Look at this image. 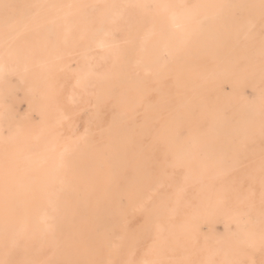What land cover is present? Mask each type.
<instances>
[{"label": "rangeland", "instance_id": "1", "mask_svg": "<svg viewBox=\"0 0 264 264\" xmlns=\"http://www.w3.org/2000/svg\"><path fill=\"white\" fill-rule=\"evenodd\" d=\"M232 1L0 0V167L52 180L34 208L11 183L35 230L0 259L264 264V5Z\"/></svg>", "mask_w": 264, "mask_h": 264}, {"label": "bare ground", "instance_id": "2", "mask_svg": "<svg viewBox=\"0 0 264 264\" xmlns=\"http://www.w3.org/2000/svg\"><path fill=\"white\" fill-rule=\"evenodd\" d=\"M215 5L216 6H219L220 7H233L234 8V2H230L229 3V0H213ZM240 3L243 5V6H262L264 5V0H240ZM218 4V5H217ZM44 6V5H43ZM155 7V5H153ZM68 12H70V10H68ZM217 12V11H216ZM213 14V13H212ZM215 17L219 16V12L213 14ZM211 16V15H210ZM209 17V16H208ZM209 19V18H207ZM214 20V18H213ZM234 18L232 16H230L229 19H226V18H223L222 21L220 22V26L221 24L223 25H226L228 24L229 27H231L230 25L232 23H234ZM190 22V21H189ZM22 24V25H21ZM20 25L22 27H25V23H21ZM54 24L56 25H59V24H69L68 22L66 21H61V20H58L56 21ZM72 24V23H71ZM219 25V23H218ZM219 26V27H220ZM22 27L19 28L17 30V33L16 34H12L10 33L8 36H7V39L11 40V39H14L15 36L17 34H19L20 31H22ZM218 26L216 25L215 27L213 26L211 29H210V32L208 34L209 37H212V39L214 41H219L221 40L220 39V35L218 34V32H216L217 30H215V28H217ZM75 28V27H74ZM254 28V27H252ZM58 29V28H57ZM232 30L229 31V35L226 39H224V42H228L230 40H232V38H236L239 39V37L241 35L244 34V32L241 33V30L240 32L239 31H236L235 27H231ZM190 31V30H189ZM197 31V30H196ZM199 34H202L201 32V29H199ZM237 32V33H236ZM20 35V34H19ZM22 35V34H21ZM180 39H178L179 41ZM223 41V40H222ZM188 42V41H187ZM248 42V41H247ZM48 43V42H47ZM75 43V42H74ZM182 42L180 41L178 44H181ZM12 44V43H11ZM18 43H16L15 45H17ZM13 45V44H12ZM20 45V44H19ZM13 47V46H12ZM36 50H38V48H35ZM30 52V51H29ZM22 54V53H21ZM6 55H10V52L8 51L6 53ZM21 56V55H20ZM170 61V60H168ZM172 61V60H171ZM236 61V59L234 60ZM232 64H229L227 65L225 71L223 72L224 74L226 75H232L235 74L236 72V67H235V63L231 62ZM13 70V67L10 66L9 64H7L5 62V60H0V73H10L11 71ZM195 76V74L193 73V77ZM195 78V77H194ZM21 80V79H20ZM194 79L192 78L191 81H193ZM19 81V80H18ZM212 81V80H211ZM210 81V85H212ZM2 82V81H1ZM20 82V81H19ZM195 82V80H194ZM94 83V82H92ZM217 84H213V87L215 90L216 89V94L217 95H221V92L220 90L218 89V87L216 86ZM200 86V85H199ZM7 93H10L9 91V87H7ZM26 93V92H25ZM22 94V93H21ZM28 94V92H27ZM25 95V94H24ZM30 95V94H29ZM254 96V95H253ZM256 97V96H255ZM32 98V97H31ZM251 98V96H250ZM222 99V98H221ZM8 105V104H7ZM29 105V104H28ZM2 106V105H1ZM130 107V106H129ZM128 107V108H129ZM25 108V107H24ZM27 108V107H26ZM131 108V107H130ZM15 109V108H14ZM24 114V113H23ZM26 115V114H25ZM249 116V115H248ZM15 119V118H14ZM18 120V119H17ZM8 122V121H7ZM244 122V120H243ZM246 123V122H245ZM164 128V127H163ZM251 128V127H250ZM249 128V129H250ZM247 129L248 127H242V132L244 133H247ZM126 131V130H125ZM252 131V130H251ZM222 130H221V126L217 127L215 129V131L213 132V134L215 135H219L221 134ZM226 132V131H224ZM121 133V131H120ZM187 133V132H186ZM230 133V131L228 132ZM158 135V134H157ZM77 142V141H76ZM79 143V142H78ZM77 143V144H78ZM83 144V143H82ZM85 145V144H84ZM57 149V148H56ZM209 150H206V149H201L199 150V152H196V153H192L190 150L188 149H184L183 150V153L182 154H190L192 157V159L195 157L196 159L202 157V153L203 152H208ZM194 156V157H193ZM194 158V159H195ZM211 159V158H210ZM189 167V165L187 166ZM191 167V166H190ZM189 167V168H190ZM193 167V166H192ZM191 169V168H190ZM43 170H46V169H43ZM222 169H220V172H221ZM15 174V173H14ZM122 175V174H121ZM120 176V174H119ZM162 176V175H161ZM172 177V176H171ZM169 178V177H168ZM173 178V177H172ZM52 180H48L47 178L46 179H43V180H19L18 181H15V180H12V173H11V168H10V165L9 164H6L4 167H0V220L2 221V228L0 229V245H3L5 243V241H7L5 239L6 235H9L10 233H13L16 238H15V241L13 242V240H11L10 242V246L12 247V251H13V248L17 245L18 242H21V241H26L29 237H31L33 234H34V230H35V213L34 211L33 212H30V211H25V212H17L15 211V202H18L16 199V196H14L11 192V183L12 185L15 184V183H18V190L17 192L18 193H22L23 196H24V202L25 204L28 203V201H30V204L33 206L32 208H34V206L36 204H40V203H43L44 202V197H43V194H45V192H47V184L50 183ZM176 181V180H175ZM184 183V182H183ZM187 183V182H186ZM162 184V183H161ZM169 185H167L168 187ZM155 190V189H154ZM209 190V189H208ZM210 192V190L208 191V193ZM211 194V193H210ZM54 201V200H53ZM48 203V202H47ZM50 204V203H48ZM29 203L26 205L28 206ZM31 208V206H28ZM27 207V208H28ZM247 211V210H246ZM247 213V212H246ZM255 217V216H253ZM47 218V217H46ZM50 219V218H49ZM57 220H59L57 218ZM239 221H243L245 222V224L243 225L244 227L246 226V224L248 225V234H249V231L252 227V223L250 221L247 220V218H239L237 219ZM39 221V219H38ZM47 221V220H46ZM55 221V220H54ZM76 221V220H75ZM42 222V221H40ZM260 222V221H259ZM43 223V222H42ZM45 223V222H44ZM53 223V222H52ZM258 223V222H257ZM261 223V222H260ZM49 224V223H48ZM212 224V223H211ZM215 224V223H214ZM215 226V225H213ZM211 227V226H210ZM213 229V228H211ZM192 231V230H191ZM212 231V230H211ZM264 231V230H263ZM215 234V231L213 232ZM218 233V232H217ZM253 233V232H252ZM126 234V233H125ZM133 234V233H132ZM219 235V234H218ZM205 238V237H204ZM220 238V237H219ZM243 240V239H242ZM17 241V243H16ZM84 241V240H83ZM218 242V241H217ZM220 242V241H219ZM249 242V241H248ZM239 245V244H238ZM7 252V251H6ZM53 259V258H52ZM170 259V258H169ZM2 261L3 264H12L13 263V255H12V252H9L8 256H5L4 258L0 259ZM166 260H168L166 258ZM45 261V260H44ZM47 261V260H46ZM21 263L23 264H33V259L32 258H23V260L21 261ZM41 264V263H40ZM197 264V263H196Z\"/></svg>", "mask_w": 264, "mask_h": 264}]
</instances>
